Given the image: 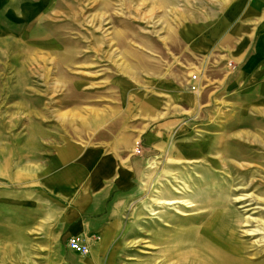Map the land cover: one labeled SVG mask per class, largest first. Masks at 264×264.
Instances as JSON below:
<instances>
[{
	"label": "rangeland",
	"instance_id": "rangeland-1",
	"mask_svg": "<svg viewBox=\"0 0 264 264\" xmlns=\"http://www.w3.org/2000/svg\"><path fill=\"white\" fill-rule=\"evenodd\" d=\"M6 8L0 0V172H9L0 174L7 200L0 206V264H90L88 254L67 245L60 198L20 184L17 136L37 125L22 122L21 111L28 100L31 114L32 99L44 98L45 131L60 129L61 114L85 104L86 50L101 31L98 21L159 30L196 8V0H54L49 10H33L28 24ZM186 123L190 140L174 137L149 158L134 193L113 214L100 264H217L200 242L213 229L227 244L230 263L264 264V136L257 138L255 129L250 141L237 138L232 152L233 140L217 138L224 134L221 122L191 116ZM202 134L209 137L205 154L195 145Z\"/></svg>",
	"mask_w": 264,
	"mask_h": 264
},
{
	"label": "crops",
	"instance_id": "crops-1",
	"mask_svg": "<svg viewBox=\"0 0 264 264\" xmlns=\"http://www.w3.org/2000/svg\"><path fill=\"white\" fill-rule=\"evenodd\" d=\"M1 1L22 21L54 6V0ZM185 10L159 30L98 21L101 31L86 50L85 104L61 114L62 130L45 131L44 98L32 99L31 114L28 100L21 111L22 122L37 125L17 136L20 184L60 198L67 245L84 239L90 264L101 263L113 214L134 193L148 159L174 137L190 140L188 118L221 122L217 138L233 140L232 152L237 138L250 141L255 129L264 136V0H196ZM208 138L198 135V153H206ZM1 192L0 206L7 202ZM21 195L28 206L29 191Z\"/></svg>",
	"mask_w": 264,
	"mask_h": 264
},
{
	"label": "bare ground",
	"instance_id": "bare-ground-1",
	"mask_svg": "<svg viewBox=\"0 0 264 264\" xmlns=\"http://www.w3.org/2000/svg\"><path fill=\"white\" fill-rule=\"evenodd\" d=\"M200 242L203 246L210 248L212 255L217 260V264H233L228 260V247L224 239L222 240L220 237L218 230L213 229L211 232L204 233V236L200 239Z\"/></svg>",
	"mask_w": 264,
	"mask_h": 264
},
{
	"label": "built area",
	"instance_id": "built-area-1",
	"mask_svg": "<svg viewBox=\"0 0 264 264\" xmlns=\"http://www.w3.org/2000/svg\"><path fill=\"white\" fill-rule=\"evenodd\" d=\"M233 69L235 68V66L230 63L229 64ZM197 76L194 75L193 79H196ZM193 90H197V88L195 86H191ZM68 246L69 248L81 255H87L90 252V248L89 246L85 243V241H83L81 238H71L68 242Z\"/></svg>",
	"mask_w": 264,
	"mask_h": 264
}]
</instances>
